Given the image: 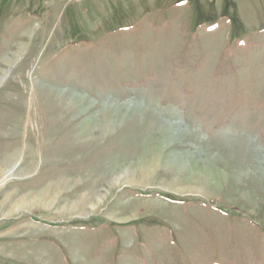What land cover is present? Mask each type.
Here are the masks:
<instances>
[{
	"label": "rangeland",
	"instance_id": "374dc122",
	"mask_svg": "<svg viewBox=\"0 0 264 264\" xmlns=\"http://www.w3.org/2000/svg\"><path fill=\"white\" fill-rule=\"evenodd\" d=\"M0 166V264H264V0H0Z\"/></svg>",
	"mask_w": 264,
	"mask_h": 264
},
{
	"label": "bare ground",
	"instance_id": "6f19581e",
	"mask_svg": "<svg viewBox=\"0 0 264 264\" xmlns=\"http://www.w3.org/2000/svg\"><path fill=\"white\" fill-rule=\"evenodd\" d=\"M0 168H1V166H0ZM2 172H3V170H0V175H2V174H3ZM21 205H22V204H21ZM73 207H74V206H73Z\"/></svg>",
	"mask_w": 264,
	"mask_h": 264
}]
</instances>
